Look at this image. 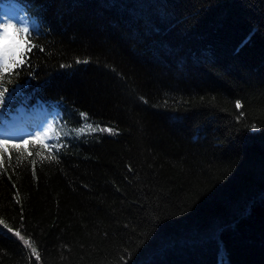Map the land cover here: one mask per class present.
<instances>
[{"label": "trees", "instance_id": "16d2710c", "mask_svg": "<svg viewBox=\"0 0 264 264\" xmlns=\"http://www.w3.org/2000/svg\"><path fill=\"white\" fill-rule=\"evenodd\" d=\"M18 1L40 47L0 125L56 130L4 154L0 219L41 259L5 229L0 264H264V0ZM81 113L115 134L61 133Z\"/></svg>", "mask_w": 264, "mask_h": 264}, {"label": "snow or ice", "instance_id": "6c2138e0", "mask_svg": "<svg viewBox=\"0 0 264 264\" xmlns=\"http://www.w3.org/2000/svg\"><path fill=\"white\" fill-rule=\"evenodd\" d=\"M21 32L24 35H21ZM31 28L29 25L21 24L17 26L15 22L11 18H7L0 22V107H3L13 98V93L16 91L15 88L9 89L5 86V82L11 83L12 74L15 73L19 75L18 72H15L17 68L24 66L27 63L25 59L27 53L31 52L33 48H39V45L33 44L31 41L34 37H31ZM77 63H87L86 60L81 61L77 60ZM241 102L237 100L235 102V107L237 109L241 108ZM81 117L84 119L85 123L82 127L78 129H74L73 131L77 136L83 135L85 133L91 134L97 131H106L110 134H115V129L113 128H105L101 129L99 124L96 122H88V117L86 113H81ZM244 114L241 112L240 115L237 117L240 119ZM93 124H96L93 127ZM255 128V125H252ZM51 128V125L48 126V129ZM48 129L45 130L44 133H36L34 136H29L28 139H21L19 141L13 139H4L0 138V170H4V154H8V162L9 164L12 163V156L9 152V148L19 152L20 149H24L28 156H31L32 153L28 151V144H42L49 152H52V148L49 147L48 144L44 142L45 137L48 136ZM56 147V146H54ZM36 155H40L39 152ZM59 156V147H56L55 153L52 154L49 159L53 161H58ZM22 163V160L18 157L17 158V165ZM33 168L36 164V161H31ZM22 227V225H21ZM7 230V232L13 233V235L18 238L22 244L31 250L30 259L34 257L35 261H40L41 256L37 251V248L34 246L35 242L31 240L29 236L26 238L22 235L21 229H13L8 226L4 222L3 219H0V231ZM130 258V257H129ZM124 258H122L123 260Z\"/></svg>", "mask_w": 264, "mask_h": 264}, {"label": "rangeland", "instance_id": "374dc122", "mask_svg": "<svg viewBox=\"0 0 264 264\" xmlns=\"http://www.w3.org/2000/svg\"><path fill=\"white\" fill-rule=\"evenodd\" d=\"M11 18L13 22L17 24V26L21 24L29 25L31 28V31L34 29H37L39 26V22L37 18L29 15L22 3L18 0H8L6 2H3L0 7V22H3V20ZM21 35L23 36L24 33L21 32ZM45 117V112L43 109H38L33 117L31 118V122L34 125L31 127L30 125V131H26L27 135H25V132L21 134V132L17 131H11L7 126H9V123L12 125H15L16 122L12 120H8L2 125H0V138H3V136H9V135H15L10 137L11 139L20 140L21 138H24V135L27 136H34L36 133H44L46 129H48V126L51 125V128L48 129V136L45 137L44 141L50 140L53 136H55V130H56V123L53 117H48L46 119H43ZM3 118L0 119L2 121ZM80 126H72L71 128L78 129L82 127ZM96 125L93 124V127ZM70 127H64L62 131L65 132L66 135H76L73 130H71Z\"/></svg>", "mask_w": 264, "mask_h": 264}]
</instances>
